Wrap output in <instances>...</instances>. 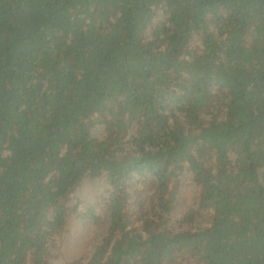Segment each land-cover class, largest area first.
Wrapping results in <instances>:
<instances>
[{"label": "trees", "instance_id": "16d2710c", "mask_svg": "<svg viewBox=\"0 0 264 264\" xmlns=\"http://www.w3.org/2000/svg\"><path fill=\"white\" fill-rule=\"evenodd\" d=\"M74 217L70 264H264V0H0V264Z\"/></svg>", "mask_w": 264, "mask_h": 264}, {"label": "rangeland", "instance_id": "374dc122", "mask_svg": "<svg viewBox=\"0 0 264 264\" xmlns=\"http://www.w3.org/2000/svg\"><path fill=\"white\" fill-rule=\"evenodd\" d=\"M188 182L183 191L182 201L179 202L174 216L182 214L187 207V203L192 202V196L195 194L194 181L190 179ZM97 192L95 185L91 183L85 184L82 188V194L89 200H94ZM92 233L93 227L91 224L80 217H74L71 220L70 233L67 236V240L65 239L63 248L58 257L53 260V264H70L76 257L80 256L84 242Z\"/></svg>", "mask_w": 264, "mask_h": 264}]
</instances>
